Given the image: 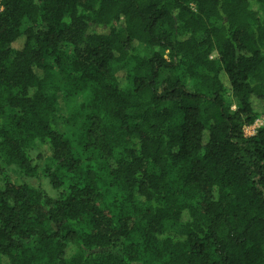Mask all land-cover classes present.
<instances>
[{"label":"trees","instance_id":"1","mask_svg":"<svg viewBox=\"0 0 264 264\" xmlns=\"http://www.w3.org/2000/svg\"><path fill=\"white\" fill-rule=\"evenodd\" d=\"M261 4L0 0V264H264Z\"/></svg>","mask_w":264,"mask_h":264},{"label":"rangeland","instance_id":"2","mask_svg":"<svg viewBox=\"0 0 264 264\" xmlns=\"http://www.w3.org/2000/svg\"><path fill=\"white\" fill-rule=\"evenodd\" d=\"M258 18L261 20L264 16V7L263 5H259L258 7ZM18 44H21L19 42ZM151 50L143 45H139L137 48V54L140 57L143 56H149L151 53ZM216 55H213V58H216ZM122 69L121 66H114L115 71H119ZM51 91H55L56 98H57V108H56V114H55V123L57 127L61 130H63L65 133L72 135V134H78L77 129V121L79 120V116L76 115L73 116V114L78 113L79 105L83 102L81 95H70L68 86V81L64 78L63 75H61L58 72H55L52 83H51ZM225 100L227 103L232 107V109H235V102L234 98L231 95L230 87L226 86V92H225ZM264 119L260 118L256 120V122L245 129L244 132L246 136H252L255 134L256 130L263 126ZM75 138V137H74ZM76 139V138H75ZM33 157L39 159V172L35 176H26L22 175L21 179L23 182H25L30 187H42L50 196L55 197L57 195V191L53 190L48 182V179L44 173L45 167L48 165L47 159L50 156L49 151H45L44 149H41L39 146L32 152ZM39 155V156H38ZM42 157V158H41Z\"/></svg>","mask_w":264,"mask_h":264},{"label":"built area","instance_id":"3","mask_svg":"<svg viewBox=\"0 0 264 264\" xmlns=\"http://www.w3.org/2000/svg\"><path fill=\"white\" fill-rule=\"evenodd\" d=\"M246 133V132H245Z\"/></svg>","mask_w":264,"mask_h":264}]
</instances>
